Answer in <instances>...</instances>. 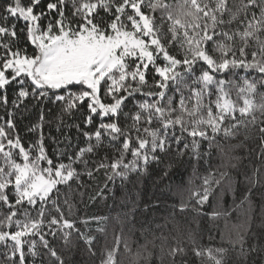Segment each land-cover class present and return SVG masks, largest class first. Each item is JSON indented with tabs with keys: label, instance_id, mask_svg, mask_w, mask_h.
<instances>
[{
	"label": "snow or ice",
	"instance_id": "obj_1",
	"mask_svg": "<svg viewBox=\"0 0 264 264\" xmlns=\"http://www.w3.org/2000/svg\"><path fill=\"white\" fill-rule=\"evenodd\" d=\"M261 90L264 0H0V264L96 261L108 217L61 187L94 204L116 180L166 177L170 157L210 156L248 131Z\"/></svg>",
	"mask_w": 264,
	"mask_h": 264
},
{
	"label": "trees",
	"instance_id": "obj_2",
	"mask_svg": "<svg viewBox=\"0 0 264 264\" xmlns=\"http://www.w3.org/2000/svg\"><path fill=\"white\" fill-rule=\"evenodd\" d=\"M253 77L257 74L249 79ZM229 91L240 108L237 89ZM209 100L215 96L205 98L199 114L189 109L195 119H208ZM248 101L252 117L247 132L241 129L239 135L232 133L234 139H217L210 156L201 149L185 153L183 159L170 157L174 165L166 177L154 168L142 184L122 186L116 180L108 184L106 198L94 204L88 202L91 192L80 203L78 193L84 189L77 190L75 183L70 189L61 187L62 199L76 204L81 216L108 217L97 241L99 255L91 264H264V155L256 151L260 133L252 127L264 120V95L255 100L249 96ZM181 118L187 128L190 117ZM226 126H231L227 117ZM46 146L55 161L53 147ZM76 260L82 264L79 254Z\"/></svg>",
	"mask_w": 264,
	"mask_h": 264
}]
</instances>
